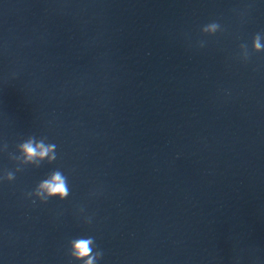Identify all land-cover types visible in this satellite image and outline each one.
Returning a JSON list of instances; mask_svg holds the SVG:
<instances>
[{"label": "clouds", "instance_id": "obj_1", "mask_svg": "<svg viewBox=\"0 0 264 264\" xmlns=\"http://www.w3.org/2000/svg\"><path fill=\"white\" fill-rule=\"evenodd\" d=\"M218 25L215 23L210 24L205 31H215ZM254 48L259 51L262 48L260 44V36L257 35L254 38ZM55 145L48 144L46 145L43 141L39 143H34L32 140L22 144L20 149L25 156L26 161H34L37 158L43 159L48 157L49 160H55ZM51 154V155H50ZM13 174L9 173L7 179H13ZM38 196H42L44 199L52 196H59L61 199L65 198L68 195V187L66 183V177L60 172H53L49 178L43 180L36 191ZM94 238L92 237H80L73 239L71 243V255L76 260L83 261V264H95V261L98 256H101L102 253L97 252L93 254V244Z\"/></svg>", "mask_w": 264, "mask_h": 264}]
</instances>
